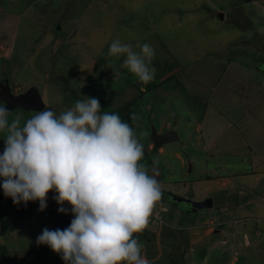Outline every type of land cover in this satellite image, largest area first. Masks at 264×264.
Here are the masks:
<instances>
[{"label": "rangeland", "instance_id": "374dc122", "mask_svg": "<svg viewBox=\"0 0 264 264\" xmlns=\"http://www.w3.org/2000/svg\"><path fill=\"white\" fill-rule=\"evenodd\" d=\"M117 39L137 52V45L153 47L152 88L123 67V57L108 55ZM1 76L16 95L36 87L46 110L57 115L87 98H97L102 112L137 100L138 119L129 126L143 145L141 163L151 160L149 174H155L153 165L163 168L162 192L182 194L177 189L188 187L198 197H215L213 209L193 217L163 198L157 203L148 228L136 237L150 264H264V179L241 180V188L233 189L232 179L209 177L224 164L232 172L248 169L239 162L243 157L223 156L230 151L224 146L230 136L218 140L222 129L231 121L264 122V0H0ZM213 85L218 93H230L232 107L227 102L224 110L215 96L209 99ZM252 102L257 104L248 113ZM34 114L17 108L8 120L19 117L23 125ZM169 122L180 141L164 155L152 151L147 145L152 127L166 132ZM249 136L255 153L264 156V139ZM5 137L0 132V155ZM216 141L217 149H206ZM184 159H195L191 172ZM255 162L263 174L264 157ZM241 191L236 198L227 196ZM56 195L47 194L43 210L39 201L22 202L28 210L19 219L0 186V264H65L37 243L45 228L66 229L74 218L70 205L59 210Z\"/></svg>", "mask_w": 264, "mask_h": 264}, {"label": "clouds", "instance_id": "9594fccd", "mask_svg": "<svg viewBox=\"0 0 264 264\" xmlns=\"http://www.w3.org/2000/svg\"><path fill=\"white\" fill-rule=\"evenodd\" d=\"M136 47L117 39L108 55L123 57V67L146 85L155 77V51L149 43ZM9 112L0 100L4 195L14 204L39 201L43 210L55 191L59 210L66 212L68 204L74 217L66 229L45 228L37 243L65 264H150L136 237L148 228L163 193L157 174L141 163L143 145L129 124L102 112L97 98L77 100L59 115L37 111L23 125L19 117L9 123ZM130 118L138 119L135 112Z\"/></svg>", "mask_w": 264, "mask_h": 264}, {"label": "crops", "instance_id": "0c3cea01", "mask_svg": "<svg viewBox=\"0 0 264 264\" xmlns=\"http://www.w3.org/2000/svg\"><path fill=\"white\" fill-rule=\"evenodd\" d=\"M6 79H7L8 83L10 84V81H9L8 77L4 76V78H2V80H6ZM162 83H164V82L158 83V87L159 88L161 87ZM152 85L154 87V84H152ZM217 85H215V86L213 85L212 87L209 88L212 91V94L209 97V99L211 100L215 96V98L219 99L222 102V107H220V108H224V110L226 108L225 105L227 104V102L232 107V105H231L232 99L228 97L230 95V93H224V92L218 93L217 92V89H218ZM220 101H219V103H220ZM245 102H246L245 105L248 106L249 100H246ZM259 102H260V98H259ZM254 104L256 105L257 102H252V104L248 108L245 107V110H247V112L250 113L249 111H250L252 105H254ZM25 112H34V111H25ZM234 112L236 114L240 113V112H236V111H234ZM242 126H246L245 129H242L243 128ZM166 127H167V131L166 132H159L154 127H152L153 129H152L151 135L153 134V130H156L157 135H159V136L169 135L171 137V139L169 141H164V143L160 147H156L154 141L152 140V136H151V142L152 143H148L147 144V145L150 144V146L153 145V148L151 149L152 151L154 149L159 150L160 152H163L162 153L163 155H164V153H166V147H168L169 145H172L175 142H179L180 141V137H179V134L177 132L169 131V130L173 129L172 128L173 124H171L169 122V123L166 124ZM242 130H243V135L240 134V132H242ZM199 131H201L200 135L203 137V141H205V139H206V140H208L210 142L209 135L205 134L203 136V130L200 129V128H199ZM252 134L255 135L259 139H264V122L259 123L256 120L252 121V122H250V121H246L245 122V121H240L239 120L237 122H232L231 121L230 123H228V125L225 126L222 129L221 136L217 137L218 140H221V139H224L226 135L230 136L227 139V141L225 142V144H224V146H226L227 149H230V151H229V153H223V156L228 157L227 158L228 161H230V156H232V159H233V157H238V156L239 157H243L242 161L239 160V162L241 164H245L248 169L240 170L239 172L238 171H233L232 172V171H228V166L224 164V165H221V169H220V172H219L220 174L217 173L215 176H214V174H212L209 177H212L213 179H217V180L218 179L228 180V182H229V180L232 179L233 180V182H232L233 183V189L241 188V187L238 186L239 182L241 180L243 181L245 179L252 178V177H255L257 179V182L261 183L262 182L261 179H264V173L260 174L259 166L258 167L256 166V164H259V163L255 162V161L259 160L260 158H262L264 156H261V155H258L257 153H255V152H257V146L254 145V143H256V142L248 140L250 137H252V136H249V135H252ZM218 143H219L218 141H216L215 143L211 142V144L208 143L209 146H207L206 149L207 150H212L214 148L217 149ZM232 151L234 152V154L232 153ZM160 152H158L159 155L156 156V160L157 161H158L157 158L162 155ZM195 163H196L195 159H186V160L184 159V160H182V165L183 166L186 165L189 168L190 172L192 171L193 165ZM153 164H155V163H153ZM253 165H254V170H253ZM153 166H155V167L157 166V169L155 170V174H157L156 175L157 180L159 181L160 184H162L163 186H166V182L164 183V170H163V168L159 167L158 165H153ZM239 168H240V166H239ZM158 175H159V177H158ZM168 179H172V177L169 176ZM201 180L202 179H198L197 180V184H200L198 181H201ZM189 183L190 182H188L187 185H189ZM197 184H195V187H196ZM168 185H170L172 188L175 189L177 184L174 185L172 183V184H168ZM187 188L188 187H186L184 189L183 188L182 189H177V190L181 191L182 194H174V192H172L170 190L168 192L163 191L162 192L163 193L162 198L164 200L170 202L173 207L178 208L180 211L184 210L185 213L187 211L190 212V214H188L189 217H193L194 214H198V212L202 211V210H198L197 212H195V208L191 205V203H201V202H205L207 200H212V207L208 208V209H203V210L213 209L214 205H216L215 197L214 198L213 197H209L207 199H204V198L198 197V195L197 196L195 195V193H197L195 191V189H192L189 192V190ZM241 193H243V191L238 192V193H230V194H227V196H229V197L232 196L233 198H236V197L240 196ZM235 195H238V196H235ZM243 203L246 204L245 202H243ZM10 210L11 209H7L5 211V213L8 214V211H9V213H11ZM184 212H182L183 215H185ZM1 219H2V217H0V221H1ZM238 222H240V221H238ZM15 223H18V221H14V224ZM0 227L2 228L3 226L0 225Z\"/></svg>", "mask_w": 264, "mask_h": 264}, {"label": "water", "instance_id": "95a60500", "mask_svg": "<svg viewBox=\"0 0 264 264\" xmlns=\"http://www.w3.org/2000/svg\"><path fill=\"white\" fill-rule=\"evenodd\" d=\"M220 17L223 19L224 14H221ZM0 100L6 101V107H8L10 111L17 108L34 112L46 110V104L36 87L29 89L21 95H14L7 79L5 81H0ZM170 139L171 137L169 135L159 136L156 130H153L152 140L156 147H160L164 141H169ZM191 205L195 208V212H197L198 210L211 208L212 200L201 203H191ZM70 223L71 221H68L69 225Z\"/></svg>", "mask_w": 264, "mask_h": 264}, {"label": "trees", "instance_id": "16d2710c", "mask_svg": "<svg viewBox=\"0 0 264 264\" xmlns=\"http://www.w3.org/2000/svg\"><path fill=\"white\" fill-rule=\"evenodd\" d=\"M146 86L149 89L152 88V86L149 85V84L146 85ZM137 102H138L137 100H131V101H128V103H125V104H123L122 106H120V107H118L116 109L108 108V110L106 112H108L110 114H112V113L118 114L122 121H124L125 123L131 125L132 120H131L130 117H131V114L133 112H135V114H136V106L138 104ZM150 162H151V160H150ZM150 162L146 163L147 164L146 167L149 168V169L152 167ZM13 206L15 207V211L16 212L18 211L19 214H20V216L18 215L19 219L23 218V217H25L27 215L26 211L28 209H27V207L25 205L22 204V202L19 203V204H14L13 203ZM15 221H18V219H16Z\"/></svg>", "mask_w": 264, "mask_h": 264}, {"label": "built area", "instance_id": "2783aa9c", "mask_svg": "<svg viewBox=\"0 0 264 264\" xmlns=\"http://www.w3.org/2000/svg\"><path fill=\"white\" fill-rule=\"evenodd\" d=\"M1 153L3 154V150L1 151ZM2 154H1V155H2Z\"/></svg>", "mask_w": 264, "mask_h": 264}]
</instances>
